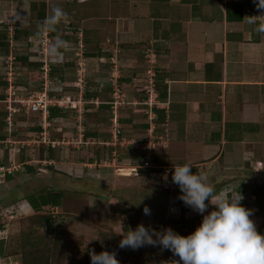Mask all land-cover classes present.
<instances>
[{
    "label": "crops",
    "instance_id": "obj_1",
    "mask_svg": "<svg viewBox=\"0 0 264 264\" xmlns=\"http://www.w3.org/2000/svg\"><path fill=\"white\" fill-rule=\"evenodd\" d=\"M258 14L260 10L254 0H0V111L7 110L9 98L22 97L25 91L20 89L41 88L44 32L49 61L65 64L60 65V79L51 77L49 70V80L55 81L54 86L48 83V89L80 101L78 108H62L68 111V118L55 128L50 126L48 115L44 120L39 111L25 112L20 108L17 113L23 115L14 117L16 112L11 113L10 127L6 122L8 110L4 118L0 114V135L4 136L0 137V162L7 149L12 156L8 164L12 170L3 177L0 175V222L2 211L13 204L23 217L33 212L21 199L23 195H17L22 190L15 189L19 184L14 181L22 174L36 177L47 173L50 178L64 174L72 183L87 184L95 178L108 184L110 190L121 187L128 191L131 188H127V181L115 183L110 169L123 162L128 169L136 166L134 175L138 176L133 188L139 191L137 198L144 199L142 206L151 210L145 216L135 199L133 208L129 207V201H124L125 209L131 212L129 218L134 212L137 225L153 228L160 220L164 225L168 221L167 227L185 235L200 223L201 215L179 199L180 189L172 183L171 171L173 165L190 163L192 171L207 174L215 194L228 196L239 191L243 196L241 204L252 211L250 218L256 229L262 231L264 34L246 22L249 15ZM78 51L86 64L80 84L77 67L72 66L78 61L75 55ZM148 69L153 71L151 141L144 112ZM62 78L65 80L61 81ZM67 80H72L75 94L63 86ZM115 88L131 102L118 109L123 144L106 145L112 140L111 108L102 117L87 119L93 122L92 136L84 138L85 105L96 107L101 102L95 96L97 93L111 95L109 104ZM86 94L91 96L89 100L85 99ZM26 113H38L40 117L34 119ZM67 124L75 127V136H50L51 139L71 140L82 134L84 140L91 141L92 154L74 162L70 152H66L67 145H59L57 160H45L46 151L42 153L44 159H40L34 153L35 148H28L32 143L42 144L35 142V138L42 134L43 125L48 126L44 132L49 135L50 127L70 134L65 129ZM19 134L26 136L20 138ZM20 143L25 145L18 146ZM101 147L102 151H109V165L97 163L93 158L94 150ZM146 147L152 156L150 164L158 169L150 175L139 170ZM113 150L117 151L114 161ZM18 151L31 157L25 164L38 165L36 173L14 174L20 168L13 159ZM120 171L121 175L129 174ZM8 174L12 175L8 178ZM127 226L117 224L112 229L124 233Z\"/></svg>",
    "mask_w": 264,
    "mask_h": 264
},
{
    "label": "clouds",
    "instance_id": "obj_2",
    "mask_svg": "<svg viewBox=\"0 0 264 264\" xmlns=\"http://www.w3.org/2000/svg\"><path fill=\"white\" fill-rule=\"evenodd\" d=\"M254 5L260 14L249 15L246 22L264 34V0H254ZM192 168L190 163L173 165L171 181L180 189L179 199L201 215L200 223L185 235L170 227L138 224L120 234L119 248L158 245L179 257L173 264H264V233L257 231L252 211L241 204V193L215 194L207 174ZM142 211L151 214L147 206ZM89 257L91 264H119L116 254L108 250L89 251Z\"/></svg>",
    "mask_w": 264,
    "mask_h": 264
},
{
    "label": "trees",
    "instance_id": "obj_3",
    "mask_svg": "<svg viewBox=\"0 0 264 264\" xmlns=\"http://www.w3.org/2000/svg\"><path fill=\"white\" fill-rule=\"evenodd\" d=\"M77 63H72V66H75ZM50 65V76L51 77H60L58 74V71L60 72V65L64 66L62 62H55V61H49ZM38 66H40V63H38ZM61 66V67H62ZM77 67V65H76ZM64 71V70H63ZM60 79V78H59ZM64 81L65 79L62 78L61 81ZM73 80V79H72ZM72 80H67V83L63 86H67L70 88L73 94L76 92V88H74L72 84ZM55 79H50V85L54 86ZM60 81V80H59ZM7 83H5L6 86ZM48 93L51 96H60L61 94H56L54 91L50 88L48 89ZM99 95V96H98ZM95 96L97 98H100V103L95 107L94 104H86L85 105V112L84 117L86 118L85 122V128L84 130V138L92 136V130H90L91 125L93 122L87 121V119L91 118H98L102 117L103 113L106 114L109 111L110 104H108V101L110 100V96H104L97 93ZM90 95L85 96L86 100L90 99ZM63 107L59 106H50L48 108V120L50 121V126L55 128L58 126L59 123L63 124L65 119L68 118V111L62 109ZM66 109V108H65ZM39 113V112H38ZM37 113V117L39 118L40 115ZM1 117H5L7 114V110L0 111ZM14 117H21L23 115L22 113H14ZM75 122V121H74ZM50 129L52 130V128ZM89 128V129H88ZM88 129V131H87ZM38 131V129H37ZM52 133L53 130H52ZM58 136H61L62 131L57 133ZM0 137H4L3 135H0ZM50 146V145H46ZM25 147V146H24ZM22 147V148H24ZM11 148V147H9ZM58 148L55 147H46L40 148V152L37 157H40V159L43 158L42 153L43 151H46L48 153L47 158L45 160L54 159L57 160L58 155ZM96 151L93 158L97 160H108L109 157V151L105 152L102 151V147L100 150H94ZM145 155V154H144ZM11 151L7 149L6 155L4 156L3 160L0 162V166H8L9 162H11ZM144 157V156H143ZM152 157V156H151ZM93 158H90L92 160ZM13 159L15 164L19 165L20 168L16 169L14 171V174L19 175L20 173H24L23 171L27 173H36L38 165L34 164H25L26 161L30 160L31 157L25 156L23 152H17L13 155ZM44 159V158H43ZM152 160L150 161V163ZM142 161H140V164ZM140 171L145 172L146 175H150L152 171H157L158 169L153 167L152 165L147 168H140ZM12 174H8L7 177L9 178ZM58 176H51L50 180L43 181L42 183H46L45 185L42 184L41 187L36 188L34 190L27 191L23 194L21 199L29 204V206L32 208L33 212L23 217L20 213V210L16 205H10L5 208V210L8 211V214H10L13 217L20 216L23 217L22 219L27 220L28 224L27 227L23 230H21L20 234L15 237L17 241V245H21V261L17 264H91L90 257H89V251H95L100 252L101 250H108L111 252H114L116 254V258L119 261V264H173L172 261L179 260V257L174 256V254L167 250V249H161L158 245L157 246H144L138 249H131V248H124L121 249L118 246V242L121 238L120 233L112 232L108 235H104L102 240V244L96 246L95 248H91L90 246H86L84 248H80V246L75 244H65V241L60 238L62 237L61 231H58L55 229V225L57 222H59L60 218L62 219L63 216L61 215V212H58V209L62 208L63 204L62 202V191L64 190V187L66 185V180H58L56 179ZM57 180V181H56ZM44 185V186H43ZM19 185L15 186V189L18 188ZM55 187V188H54ZM18 192V190L16 191ZM15 203V202H14ZM49 208V212H45V209ZM52 208L54 210H52ZM58 208V209H57ZM185 208L182 207L181 211L182 214L184 212ZM55 211V213H54ZM123 211H125L123 209ZM1 213V212H0ZM2 215V214H1ZM181 221V220H178ZM156 229H161L158 226L154 227ZM0 229H3V222H0ZM35 229H42V234H34ZM262 231L257 230L258 232H263L264 228L261 229ZM48 233L45 235L44 233ZM123 234V233H122ZM100 244V242H99ZM9 253H12L9 251L7 247V237H1L0 238V264L5 257L8 256Z\"/></svg>",
    "mask_w": 264,
    "mask_h": 264
},
{
    "label": "rangeland",
    "instance_id": "obj_4",
    "mask_svg": "<svg viewBox=\"0 0 264 264\" xmlns=\"http://www.w3.org/2000/svg\"><path fill=\"white\" fill-rule=\"evenodd\" d=\"M24 89H20V91H25L23 92L22 96L23 95L25 96L28 92L34 91L35 87H31L30 89H25V90ZM26 115L28 117L38 119L37 113H32L31 115L30 113L28 114L26 113ZM74 128L75 127L73 125L67 124V126H65V129L70 130L69 132L71 133L68 134L65 132V133H62L61 136H66V138L69 136H75L74 135L75 131L73 130ZM60 130L61 129L56 128L55 130H53L54 133H51L50 136L59 137L57 133L60 132ZM19 136L20 138H25L26 135L19 134ZM37 144L38 143H32L30 146L28 145L29 149L35 148L34 153L36 156H38L40 152L39 150L42 147L41 145L44 143L39 144L40 146H36ZM21 145H25V143L18 144V146H21ZM91 146L92 144L88 143V145L84 144V145L79 146V149H75L67 145L68 151L66 152L67 153L70 152L71 154L70 156L71 157L73 156L72 160L76 162L79 158H81V156L86 157L88 154H92V150L89 149L91 148ZM67 160L70 161L69 159ZM107 161L109 160H102V161L97 160V163L101 162V164H104V163H107ZM130 161H132V159ZM132 163L134 162L132 161ZM121 164L122 165L118 164L117 166L116 165L110 166V169L113 172L112 176H113L115 183H118L121 185L123 184L122 182L127 181V184H129L128 185L129 187L127 188H131L128 191L126 189H122L121 187H116V188H120V190L119 189L110 190L111 187H109L108 184L103 183L102 181H98L95 178L89 179V183L87 184V183H81L78 181L72 183V181L69 180V176L64 175V174H61V176L57 177V179L60 181L61 179L64 181L66 180V185L63 186L64 190L62 191V202L61 203L63 204V206L57 211V213L61 212V215L63 216V218L62 219L60 218L59 222H57V224L55 225V229L58 231H61L62 237L60 238H62L65 241V244L68 243L70 245V244L77 243L80 246V248H84L86 246L95 248L96 246L102 244L101 239L105 237L104 235H108L113 232L112 226H115L117 224L118 226H121V224H125L127 226L128 224V226L125 227V229L127 228L134 229L137 226V223H136L138 221L137 215H135V213L132 211L133 216L132 218H129L131 215V212L129 213L128 208L125 209L124 207V201H129L128 203L129 207L133 208L134 199H135L136 205L139 208L143 209L144 207L142 206L143 204H141V202L144 199L137 198L139 191L133 188V185H132L133 181H135L134 178L136 179V177L138 176V175L137 176L134 175L136 171V166L135 167L133 166V168L128 169L123 166L124 165L123 162ZM100 168H103V167H100ZM120 170H124V171L126 170L125 172L129 174L121 175L120 173L122 171ZM45 174L47 173H44L42 175L37 174L36 177L32 175L25 176L24 174L19 176V178H17L14 181V183L19 184V189H17L18 192H20V190L22 191L18 193L17 195H23V193L30 191L35 187L41 186V184H43L42 183L43 180L48 182L50 180V177H48V175L46 176ZM30 177L37 179V181L38 180L41 181V183L37 182L36 180H31ZM45 184L46 183L44 182V185ZM10 185H13V183H11ZM113 186L114 185H112V188ZM148 187L147 189H149ZM148 191L147 193H149ZM123 209L125 211H123ZM49 210H50L49 208H46L45 212L47 213L49 212ZM52 210L54 209L52 208ZM2 212H4L3 222H7V229L0 235L5 238L7 237V247L9 251H11L12 253H9L8 256L5 257V259H3L1 261V264H17L18 262L21 261L22 254L20 250L21 245L20 246L17 245V241L15 237L20 234L21 230L27 227L28 222L27 220L22 219L23 217H20L17 215L10 219L8 218V215L10 214H8L7 210H3ZM126 218H128L127 221L125 220ZM163 223L160 220V222H158V224L156 225L159 228L162 226L167 227L168 226L167 224H169L168 221L165 222V225ZM38 233L42 234L43 230L35 229L34 234H38ZM117 233L122 234V232L120 231H118ZM44 234L47 235L48 233L45 232Z\"/></svg>",
    "mask_w": 264,
    "mask_h": 264
},
{
    "label": "built area",
    "instance_id": "obj_5",
    "mask_svg": "<svg viewBox=\"0 0 264 264\" xmlns=\"http://www.w3.org/2000/svg\"><path fill=\"white\" fill-rule=\"evenodd\" d=\"M11 26H10V31H11ZM47 33L44 32V37L42 38V56L40 58V62H41V72H42V84H41V88L39 90L36 91H31L28 92L25 96L22 97H15V98H9V100H7V110H8V115L6 116V122L7 125L10 127L12 126V119H11V113L14 112H19L20 108H23V110L25 112H29V111H33V112H41L42 116L45 117L48 115V108L50 106H59V107H63V108H78V105L80 103V101H75L74 99H71L68 96H51L48 93V83H49V78H48V72H49V58L47 57V52L49 51L47 48V37L45 36ZM75 55L78 59L77 61V80L78 83H82L83 81V76H84V71H85V61L82 58V52L78 51L75 52ZM148 76H147V84L144 87L145 92L147 93V100L144 101V103L146 104V109H145V114L147 117V123H148V139L151 141L152 140V136H151V132H152V120L154 118L153 116V110H152V102H151V95L153 93V71L151 69L147 70ZM8 76H10V72L7 73ZM11 81V80H8ZM13 94V91L10 93V95ZM13 103H17L19 106L18 107H14L12 106ZM131 102L125 100L124 98V94L122 92L119 91L118 88H115L113 93H112V99L109 102L110 104V108H111V112H112V116L110 118V126L112 129V140L107 142L106 145H111V146H116L117 144H123V139L120 137V126L118 123V109L119 107L123 106V105H127L130 104ZM134 104V102H133ZM48 128V126H44L43 125V132L42 134L38 137L35 138V142H40V143H44L46 145H50L52 147L55 146H59V145H74L75 147H79L81 145H86L88 143H91V141L88 140H84L82 134H79L77 136V138H73L71 140H66L65 138H61L58 140H53L51 139L50 135L47 134L46 132H44L46 129ZM153 143V142H151ZM149 144L150 146L152 144ZM153 146V145H152ZM146 153L144 155V157L142 158V163L140 164V167L142 168H147L150 167V161L152 160L151 157V152H150V148L146 147ZM112 158L113 161L115 160V158L117 157V151L113 150L112 151ZM110 162L107 161V163H104L106 165H108ZM12 169L10 166L5 167V168H1V176H4L6 172H10ZM8 218H12L11 215H8ZM7 229V222H3V229H0V234L3 233L5 230ZM3 237L0 235V238Z\"/></svg>",
    "mask_w": 264,
    "mask_h": 264
}]
</instances>
